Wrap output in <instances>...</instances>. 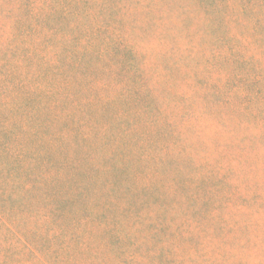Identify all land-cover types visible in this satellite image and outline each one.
<instances>
[{
	"label": "rangeland",
	"instance_id": "374dc122",
	"mask_svg": "<svg viewBox=\"0 0 264 264\" xmlns=\"http://www.w3.org/2000/svg\"><path fill=\"white\" fill-rule=\"evenodd\" d=\"M23 5L14 31L39 58L15 52L0 87L26 189L8 198L16 236L0 228V264H264V113L251 102L264 0ZM227 168L231 196L216 197ZM220 213L238 240L218 237Z\"/></svg>",
	"mask_w": 264,
	"mask_h": 264
},
{
	"label": "trees",
	"instance_id": "16d2710c",
	"mask_svg": "<svg viewBox=\"0 0 264 264\" xmlns=\"http://www.w3.org/2000/svg\"><path fill=\"white\" fill-rule=\"evenodd\" d=\"M4 3H6V0H3ZM24 0H8L7 5L4 8L0 7V87L1 88H6V83L7 79L8 81L12 78H15L14 75L17 77V74L15 71L10 70V66L13 67L14 65H10L11 62V57L14 56L15 52L18 54L22 55L20 58L24 57L25 55H30V54H35L37 60H38V51L34 50V47H29L28 42L29 38L27 39V36H17V32L14 31L15 25L21 20L19 17H16V9L18 8L20 11H23L24 9ZM50 14V13H49ZM9 27L10 32L7 30ZM6 29V30H5ZM7 31V32H6ZM36 39H34L35 42ZM6 44V47L4 49V45ZM19 58V59H20ZM258 57L253 59L254 63L251 64V84H252V98H253V104L255 105V114L256 113H264V67L259 66L258 62ZM16 66H18V62L15 63ZM3 73V75H2ZM2 75V76H1ZM6 82V83H5ZM12 110V106L9 107ZM6 107L5 105H2L0 101V228H4L6 231H11L13 234L15 231L13 230L14 228L11 227L10 221L5 219L3 217L4 215V210L6 209L7 206V201L9 199H16V194H18L20 191H22V194L26 191L25 187L23 184H21L17 179L13 177V174L15 171H17L18 164L16 163V159H11L9 155V151L7 148L6 142L11 138V132L8 130V126H4V111ZM260 119H264V117H259ZM16 125V123H14ZM22 128H20L21 130ZM258 137V138H254ZM261 139V135L255 134L253 135L252 139ZM264 162L263 160H261ZM256 162L253 161L252 167L248 169V172H252V178H256L254 176L257 175V172L261 169L260 164L256 165ZM223 170V169H222ZM228 170L229 168L226 169L224 174H221L218 176V180L216 183H218V187H216V197L220 198H229L231 194H228L227 192V187L229 186V182L227 181V176H228ZM238 169H230V172H233L235 175L243 174V167H241L238 171ZM245 171V170H244ZM229 172V174H230ZM253 173L255 175H253ZM226 177V178H225ZM251 178V179H252ZM243 179V177H241ZM247 179V178H246ZM249 179V181H251ZM253 181V180H252ZM255 185H259V182L255 181ZM238 186V183L230 185V188L233 190H236V187ZM224 188V189H223ZM211 187L207 190V193L205 194L206 197L201 199V205L205 206L207 205L208 201L210 200L209 197H211L210 192ZM189 193V195H191ZM213 195H215L213 193ZM192 196V195H191ZM9 198V199H8ZM13 201V200H10ZM196 201V198H195ZM241 206H238L237 209L240 210ZM207 210L206 208H203ZM242 214H246V211H242ZM247 215V214H246ZM250 215V213H248ZM219 217H217V220L214 222V228L217 231L216 234H218V237H222L226 235L228 232H232V227H227L226 222H227V217L226 215H223L222 213L218 214ZM249 227H243L242 231H248ZM241 231V230H240ZM234 232H232V238L238 240V237ZM15 235V234H14ZM234 235V236H233ZM16 236V235H15ZM223 240H226L224 238Z\"/></svg>",
	"mask_w": 264,
	"mask_h": 264
}]
</instances>
